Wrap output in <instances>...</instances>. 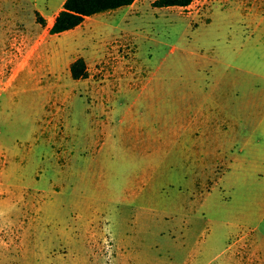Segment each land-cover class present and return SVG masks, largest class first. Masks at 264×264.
Wrapping results in <instances>:
<instances>
[{"label":"rangeland","instance_id":"obj_1","mask_svg":"<svg viewBox=\"0 0 264 264\" xmlns=\"http://www.w3.org/2000/svg\"><path fill=\"white\" fill-rule=\"evenodd\" d=\"M54 5L0 0V264H259L262 0L50 35Z\"/></svg>","mask_w":264,"mask_h":264},{"label":"crops","instance_id":"obj_2","mask_svg":"<svg viewBox=\"0 0 264 264\" xmlns=\"http://www.w3.org/2000/svg\"><path fill=\"white\" fill-rule=\"evenodd\" d=\"M154 1L156 0H134L133 3L129 6L121 7V8L112 10V11L103 12V13L95 14L90 17H86L84 18L81 25H79L78 27H81L82 25H84L86 21H90V19H94V20L98 19L102 21L101 23L102 27L110 28L112 30V29L117 28L116 26L113 25L114 22H118L123 25L127 23L128 25L131 22H136L137 20H140L144 14L150 15V16H157L159 11L173 8V7L154 8L152 6ZM64 2L65 0H54L55 5L53 9L51 10V13L48 16L44 15V13L42 12H37L36 16H38L43 21H51L50 23V27H51L57 14L62 10V6ZM262 8L264 11V0H262ZM78 27L70 31H74ZM236 123H238V120H236ZM242 148L243 146L240 147L238 152H236L237 154L234 157H232V160L230 163V170H232L234 166H238L240 163H242L240 159ZM252 165H254V167L251 171V176H253V178L256 179V181L259 182L260 185H264V161H261L258 164H252ZM262 196H264V194ZM211 224H228V223H224L221 221L220 222L217 221L216 223V222L211 221ZM252 224L253 225L247 228L241 227L238 225H233V224L231 225L236 226V227L245 228L250 233H252L253 252L256 253V255L259 257V264H264V213L262 214L261 219L259 221L254 222Z\"/></svg>","mask_w":264,"mask_h":264},{"label":"trees","instance_id":"obj_3","mask_svg":"<svg viewBox=\"0 0 264 264\" xmlns=\"http://www.w3.org/2000/svg\"><path fill=\"white\" fill-rule=\"evenodd\" d=\"M134 0H65L62 10L57 14L50 35H59L73 30L81 25L84 18L95 14L112 11L129 6ZM192 0H156L154 8L187 7ZM70 76L77 80L85 77V67L82 59H77L69 67Z\"/></svg>","mask_w":264,"mask_h":264}]
</instances>
